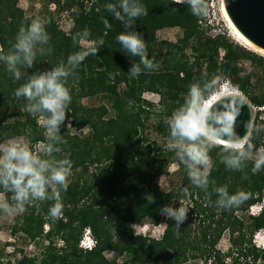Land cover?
Listing matches in <instances>:
<instances>
[{
    "label": "trees",
    "instance_id": "trees-1",
    "mask_svg": "<svg viewBox=\"0 0 264 264\" xmlns=\"http://www.w3.org/2000/svg\"><path fill=\"white\" fill-rule=\"evenodd\" d=\"M209 1L206 0L207 11ZM139 2L148 14L134 22L135 31L147 45L148 58L160 64L159 70H143L138 78L128 74L132 61L139 64V57H130L117 42L116 37L127 29L106 10L107 4L118 0H48L56 5L58 13L68 12L71 34L60 28L48 10L49 14L41 20L47 21L50 54L37 55L32 69L22 68L24 75L19 81L0 62V144L25 138L33 145L45 146V129L38 124V118L45 116L29 114L27 101L16 98L15 90L33 73L65 63L70 54L82 50L81 44L73 45L72 37L85 28L91 33L87 41L98 49L97 54L86 57L68 81L72 100L65 125L61 126L65 142L59 145L61 152L54 154L56 159H69L73 165L69 187L61 192L62 215L55 222L49 218L48 211L54 203L51 200L28 205L11 233L40 241L42 252L7 264H186L191 260L203 264H264V249L252 243L255 233L264 229V210L258 216H249V221L237 215L247 213L262 201L264 171L253 175L249 162L245 169L249 178L242 179V173L228 170L220 162L221 148H215L210 153L214 166L209 176L210 182L215 183H210L205 192L191 185L184 165L166 147V121L184 103L189 86L194 83L222 76L254 107H264V56L239 46L223 32L209 35L207 12L195 16L187 4L175 0ZM33 19L37 18L26 16L17 0H0V48L11 50L20 27L28 26ZM168 28L183 31L178 43L157 42V32ZM186 48L192 50V62ZM243 61L260 71L255 81L251 73L243 74ZM255 90L257 94L253 93ZM144 93L160 97L157 131L158 139L163 141L152 140L146 133L149 117L156 109L143 98ZM99 96L107 99L110 107L83 104L84 99ZM85 130L89 133L82 135ZM263 137L261 133L253 140L257 148L264 147ZM172 164L179 167L182 187L163 192L155 181ZM219 186H227L230 194L245 191L249 198L232 210H218L209 204V199L214 204L217 196L212 189ZM185 189L193 205L183 224L177 226L167 219L160 239L134 233L135 225L148 220L159 225L164 218L160 209L165 205L175 207L174 200ZM0 195L11 197L2 189ZM191 215L199 219L196 231ZM46 225L49 230L45 233ZM86 229H90L96 242L91 251L79 247ZM225 232L230 235L228 253L217 248ZM58 241L62 243L60 247ZM107 252L115 258L108 260ZM0 264H6L1 255Z\"/></svg>",
    "mask_w": 264,
    "mask_h": 264
},
{
    "label": "clouds",
    "instance_id": "clouds-1",
    "mask_svg": "<svg viewBox=\"0 0 264 264\" xmlns=\"http://www.w3.org/2000/svg\"><path fill=\"white\" fill-rule=\"evenodd\" d=\"M175 2L187 4L195 16L207 12L206 0ZM106 10L127 29L116 37L117 42L130 57H139V64L132 61L128 74L138 78L143 70H159L160 64L148 58L147 45L135 31L134 22L148 14L147 8L139 0H118L116 4H107ZM104 23L107 26V21ZM46 25L47 21L33 19L28 26L20 27L11 50L5 52L0 48V62L6 65V70L15 80L19 81L24 75L22 68L34 67L37 55H48L52 51ZM90 35L87 28L75 33L72 37L73 45L78 46L87 41ZM97 52L95 46L73 52L65 63L50 70L33 73L26 83L15 90L16 98L23 97L27 101L26 111L29 114L45 116L42 127L45 129L47 143L39 153L23 142L0 144V189L5 194H11L10 199L0 198V214L12 216L23 213L34 202L51 200L54 203L49 208V218L55 222L61 217L64 207L61 192H66L69 187L73 165L69 159H56L54 154L61 152L59 145L65 142L61 136V126L65 125L72 100L68 81L75 76L86 57ZM217 91L215 80L190 85L184 103L166 121L169 129L167 149L184 165L191 185L205 192L210 183H215L209 180L214 166L210 153L215 148H221L220 162L228 170L242 173V179L249 178L245 171L249 162L252 163L253 175L264 171V147L257 148L253 143L254 139L264 133V124H246V135L241 138L236 131V120L244 102L229 97L207 105V101ZM212 191L217 199L214 204L209 199V204L222 211L237 208L249 198V193L242 190L230 194L227 186L213 187ZM253 206L260 207V215L264 210V197ZM250 210L249 208V213ZM188 211L187 207L179 203V207L163 206L160 215L180 226L186 221ZM258 232L254 236L255 240ZM95 246L96 244L92 249ZM256 246L264 249V239L262 244Z\"/></svg>",
    "mask_w": 264,
    "mask_h": 264
},
{
    "label": "rangeland",
    "instance_id": "rangeland-1",
    "mask_svg": "<svg viewBox=\"0 0 264 264\" xmlns=\"http://www.w3.org/2000/svg\"><path fill=\"white\" fill-rule=\"evenodd\" d=\"M19 7L22 8L25 11L26 16L31 17L34 16L36 18H45L46 15L52 14V16L55 18V20L59 23L60 28L64 30L67 33L72 32V20L70 15L67 11H60L59 13L56 11L57 7L53 3H48V0H17ZM86 6H88L86 4ZM48 8V9H47ZM49 10V12H48ZM206 24L211 27V30L208 31V34L211 36H216L217 34L223 32L227 35V37L238 44L239 46H242L243 48H247L242 43H239L236 38L233 36L231 30L228 27L227 22L225 21L222 11H221V0H210L209 1V9L207 11V16L205 18ZM183 36V31L179 28H168V29H162L157 32V42H167L169 44H176L179 42V40ZM82 49L88 48L92 46V42L89 41H83L80 43ZM166 46H164V49ZM248 49V48H247ZM185 53L190 57V61H193L192 58V50L190 48H186ZM223 52L220 55V61L222 60ZM243 74L245 73H251L254 78L253 81L256 80L257 76L261 75L260 71L257 70L254 65H252L249 61H243L240 65ZM215 82L217 84L218 91H222L224 88H227V90H232V86L227 82L222 76H219L215 79ZM122 89V87H121ZM217 91V92H218ZM254 94L258 93V90L253 91ZM244 96L243 94H241ZM245 97V96H244ZM143 98L148 100L149 102L153 103L155 105V113L151 114L149 117V120L147 122V129L146 133L149 135V137L153 139H158L159 132L157 131V124L159 121V117L157 116V111L160 110V106L158 105L159 102V95L153 94V93H144ZM246 98V97H245ZM248 100V98H246ZM249 101V100H248ZM250 103V102H249ZM83 104L86 106H107L110 107V104L107 99H105L103 96H99L93 99H84ZM251 104V103H250ZM252 105V104H251ZM253 106V105H252ZM257 108V107H255ZM263 110H254L253 112V126L264 124V107H262ZM44 117L38 118V124L42 126ZM73 133L75 131L71 129ZM89 133V130H85L82 132V135H87ZM159 141H163L162 139H158ZM10 141H16V142H23L29 145V147L34 152H41L44 148L43 144L39 145H33L29 142L28 139L25 138H15ZM264 141V137H263ZM5 142L4 144H6ZM70 178V177H69ZM182 176L181 172L179 170V167L177 164L169 165L165 168L164 174L159 176L155 184L156 186L163 192H170L172 190H177L182 187ZM263 197H264V190H263ZM0 198H4L3 195H0ZM179 203L183 204L185 207L191 211L192 208V200L188 196V193L181 192L180 196L176 197L174 200L175 207H179ZM260 207H257V209L254 210V214L258 216ZM188 211V214H189ZM237 215L244 220L249 221V216L251 214L249 212L247 213H237ZM22 218V214H14L12 216H5L4 214H0V255L1 259L4 263L7 264L8 261H14L16 259H20L23 256H34L39 255L42 252L43 246L40 241L32 242L27 240L22 234H18L16 236L12 235L11 229L14 225L18 223V221ZM191 222L193 224L192 228L194 231L198 230L199 227V219L196 218L195 215H191ZM166 220L167 218L164 217L159 225H154L151 221H146L143 225H135L133 228V231L136 235H142L147 236L149 238L154 239H160L163 236L164 230L166 228ZM45 233L49 230V226H45ZM256 234V233H255ZM255 236V235H254ZM252 238L253 245L256 246L262 244V241L264 239V230L258 232L257 239ZM254 240L256 241V244L254 243ZM57 247L61 246V242H57ZM257 247V246H256ZM217 248L222 253H228L231 249V242H230V235L229 232H225L222 239L220 240L219 244L217 245ZM105 256L108 260H113L115 258V255L111 252L105 253ZM122 259H119L121 262ZM186 264H203L200 261H194L191 260L187 262ZM261 264V263H258Z\"/></svg>",
    "mask_w": 264,
    "mask_h": 264
},
{
    "label": "water",
    "instance_id": "water-1",
    "mask_svg": "<svg viewBox=\"0 0 264 264\" xmlns=\"http://www.w3.org/2000/svg\"><path fill=\"white\" fill-rule=\"evenodd\" d=\"M224 3L237 29L255 46L264 50V0H224ZM229 97L244 102L236 120V131L243 138L246 135L245 125L253 126L252 105L241 94H233L224 98Z\"/></svg>",
    "mask_w": 264,
    "mask_h": 264
},
{
    "label": "bare ground",
    "instance_id": "bare-ground-1",
    "mask_svg": "<svg viewBox=\"0 0 264 264\" xmlns=\"http://www.w3.org/2000/svg\"><path fill=\"white\" fill-rule=\"evenodd\" d=\"M221 11H222V14H223V17H224L225 21L228 24L229 29L231 30V32H232L233 36L236 38V40L239 43H242V45L247 47L249 50L254 51V52L264 56V50H262V49L258 48L257 46H255L234 25V23L232 22L231 18L229 17V14H228V12L226 10L224 0H221ZM233 94H238V93L236 91H231V90H227V88H224L223 92L222 91H218L215 94H213L211 96V98L207 101V105H212L214 102L220 100L221 98H224L226 96L233 95ZM252 110H253V112H255L253 107H252Z\"/></svg>",
    "mask_w": 264,
    "mask_h": 264
},
{
    "label": "built area",
    "instance_id": "built-area-1",
    "mask_svg": "<svg viewBox=\"0 0 264 264\" xmlns=\"http://www.w3.org/2000/svg\"><path fill=\"white\" fill-rule=\"evenodd\" d=\"M233 91H236L238 94H241L240 92H238L237 90L233 89ZM254 110H259L262 111L263 108H255L254 106H252ZM250 213L254 214V210L257 209V206H251L250 207ZM96 244L95 240L93 239V237L91 236V231L90 229H86L84 236L80 242V247L85 250V251H89L92 249L93 245Z\"/></svg>",
    "mask_w": 264,
    "mask_h": 264
}]
</instances>
